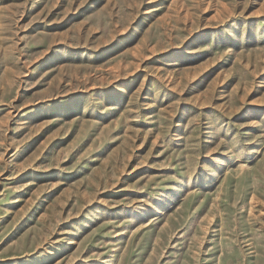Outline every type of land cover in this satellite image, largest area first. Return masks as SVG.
<instances>
[{
    "label": "rangeland",
    "instance_id": "obj_1",
    "mask_svg": "<svg viewBox=\"0 0 264 264\" xmlns=\"http://www.w3.org/2000/svg\"><path fill=\"white\" fill-rule=\"evenodd\" d=\"M0 264H264V0H0Z\"/></svg>",
    "mask_w": 264,
    "mask_h": 264
}]
</instances>
